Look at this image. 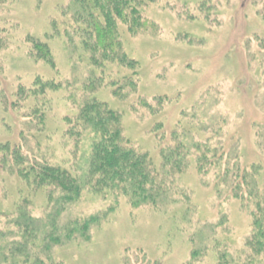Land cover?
I'll return each mask as SVG.
<instances>
[{"label":"rangeland","instance_id":"obj_1","mask_svg":"<svg viewBox=\"0 0 264 264\" xmlns=\"http://www.w3.org/2000/svg\"><path fill=\"white\" fill-rule=\"evenodd\" d=\"M4 1L0 235L10 245L19 242L21 250L3 248L2 256L0 248V261L11 263L28 250L49 251L50 256H38L45 264H264V248L253 254L247 246L253 209L230 199L226 189H215V168L225 166L226 157L232 166H258L264 184V145L258 139L259 128L264 129V0H157L142 10L143 29L131 33L120 27L123 49L135 70L116 75L115 68L113 76L121 81L110 86L105 80L93 92L84 90V84L91 71L97 78L100 70L79 60L80 47L69 48L63 37H51L55 23L63 32L69 0ZM32 40L49 45L53 65L34 57ZM77 44L75 38L73 47ZM125 76L133 77V91H123ZM37 80L44 88L30 96ZM85 98H96L120 115L126 146L147 153L160 177L165 172L162 151L178 143L208 147L209 173L198 171L202 150L189 149L188 167L160 179L167 193L158 207H133L126 197L87 189L57 214L46 191L28 187L12 171L13 162L2 164L3 149L18 147L32 160L70 171L84 168L90 137L75 136L70 123ZM236 149L239 160H232L230 152ZM222 154L225 159L219 163ZM21 211L36 222L56 216L57 235L63 239L68 221L87 220L89 229L59 244L40 238L39 249H32L16 227Z\"/></svg>","mask_w":264,"mask_h":264},{"label":"trees","instance_id":"obj_2","mask_svg":"<svg viewBox=\"0 0 264 264\" xmlns=\"http://www.w3.org/2000/svg\"><path fill=\"white\" fill-rule=\"evenodd\" d=\"M155 2L157 0H69L62 15L63 32L55 23L54 34L51 37H63L69 43V48L80 47L78 51L81 52L76 55L79 60L87 62L94 70H100L101 74L97 78L93 76V71L89 73L90 78L88 83L84 84V90L93 92L101 87L105 80H108L107 85L116 86L122 78L113 76L115 68L116 75H119L120 70H135L137 65L128 58L123 49L120 27H127L131 33L143 29L145 23L142 10ZM4 3V0H0V5ZM75 38L78 39V46L73 47ZM30 43L31 53L37 60L53 65L52 52L48 44L37 40H32ZM130 79L133 77H124L126 89L123 91H128V88L134 90L135 82H131ZM44 85L50 88L56 87L51 84ZM35 87L30 96L36 97L38 92L35 90L44 88L40 80L36 81ZM120 119L118 113L96 98H85L82 102L74 122L70 124L73 125L72 130L76 131L75 136L85 134L90 137L89 156L85 160L84 168L80 166L81 169L77 167L74 171H70L60 165L37 160V157L32 160L28 154L23 155L18 147L3 149L5 154L2 164L6 166L9 162H13L12 171L28 187L46 191L54 201L57 214H60V208L65 210L66 207L78 202L87 189L96 194L112 193L115 196L126 197L133 207H158L167 193L160 179L170 173L183 172L188 167L185 161L190 154L189 149H195L200 153L202 148L196 149L197 144L190 147L182 143L169 149L165 148L167 150L161 153L162 168L165 172L161 173L160 177L147 153H140L126 146ZM258 139L264 145V129L259 128ZM207 148H204L202 156L197 158L198 171L203 175L208 174V169H211V164L208 162L210 150ZM230 157L232 160H239L238 150L230 152ZM223 158L222 154L219 163ZM226 159L225 166L220 164L215 168L219 171L215 189L217 192L219 189H226L230 199L240 201L244 206L246 204L248 208L253 209L250 214L253 218L254 230L247 246L253 254H259L258 248L261 250L264 248V184L260 181L261 169L258 166H252L250 170L243 169L239 165L232 166L228 157ZM16 227L22 229L21 240L25 244L29 246V242H32L31 248L39 249L35 245L40 243V238L46 242L59 244L67 240L71 241L75 233L84 235L89 229V221L76 219L68 221L62 229L66 231L64 239L57 235L60 225L56 216L47 217L46 222H36L25 211H21ZM6 239L8 240L7 236L2 233L0 235L2 256L5 254L3 248L11 252L14 245V251L20 253L21 244L13 241L14 244L10 245ZM22 253L21 258H16V261L11 263L45 264L38 256L43 254L45 257L50 256L49 251L33 254L25 250ZM11 263L8 259L0 261V264Z\"/></svg>","mask_w":264,"mask_h":264}]
</instances>
